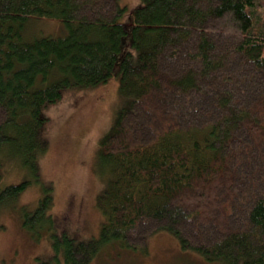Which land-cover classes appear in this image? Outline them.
Here are the masks:
<instances>
[{
  "label": "trees",
  "instance_id": "1",
  "mask_svg": "<svg viewBox=\"0 0 264 264\" xmlns=\"http://www.w3.org/2000/svg\"><path fill=\"white\" fill-rule=\"evenodd\" d=\"M140 2L128 21L118 0H0V181L7 164L37 170L41 110L63 90L115 78L129 98L98 145V236L63 235L37 264H90L160 231L210 262L264 264V0ZM39 19L62 35L38 36ZM28 184L0 186V207ZM50 203L23 228L56 229Z\"/></svg>",
  "mask_w": 264,
  "mask_h": 264
},
{
  "label": "rangeland",
  "instance_id": "2",
  "mask_svg": "<svg viewBox=\"0 0 264 264\" xmlns=\"http://www.w3.org/2000/svg\"><path fill=\"white\" fill-rule=\"evenodd\" d=\"M118 2L127 8L123 19L128 21L141 4L140 0ZM31 26L38 36L62 35L63 26L56 19H39L38 28L35 24ZM128 103L129 98L118 91L117 79L111 78L94 87L65 89L56 102L42 108L41 115L46 121L39 135L45 149L36 158L37 170L31 172L20 163L3 167L1 187L22 180H28L29 184L5 207H0V264L54 262L53 242H60L63 235L85 241L98 236L104 215L95 201L108 181L105 170L99 167L98 145L111 131L117 113ZM45 194L51 196L46 214L51 215L56 229L37 228L33 233L23 228L22 216L34 211ZM63 215L67 218L63 219ZM76 222L84 226L83 230ZM61 248L60 244L57 256L63 261ZM90 264L219 263L181 249L175 237L160 231L149 236L144 247L113 246L103 250Z\"/></svg>",
  "mask_w": 264,
  "mask_h": 264
}]
</instances>
